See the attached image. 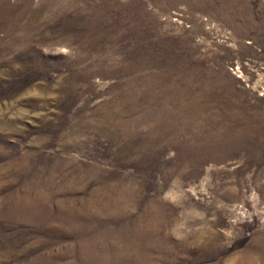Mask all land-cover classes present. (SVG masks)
<instances>
[{
    "label": "rangeland",
    "instance_id": "374dc122",
    "mask_svg": "<svg viewBox=\"0 0 264 264\" xmlns=\"http://www.w3.org/2000/svg\"><path fill=\"white\" fill-rule=\"evenodd\" d=\"M0 264H264V0H0Z\"/></svg>",
    "mask_w": 264,
    "mask_h": 264
}]
</instances>
